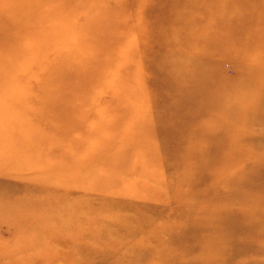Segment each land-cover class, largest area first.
<instances>
[{"label": "rangeland", "instance_id": "374dc122", "mask_svg": "<svg viewBox=\"0 0 264 264\" xmlns=\"http://www.w3.org/2000/svg\"><path fill=\"white\" fill-rule=\"evenodd\" d=\"M41 1L0 0V264H264V0Z\"/></svg>", "mask_w": 264, "mask_h": 264}, {"label": "bare ground", "instance_id": "6f19581e", "mask_svg": "<svg viewBox=\"0 0 264 264\" xmlns=\"http://www.w3.org/2000/svg\"><path fill=\"white\" fill-rule=\"evenodd\" d=\"M43 1V0H42ZM41 1V2H42ZM70 1L71 0H69L68 2H62L63 3V6H67L69 3H70ZM27 4V7H26V9H25V12H22V16H23V19H30V20H32V17H33V8H35L33 5H29L28 3H26ZM40 4V3H39ZM43 4V3H42ZM83 8H85L86 7V5L85 6H82ZM39 8H41V7H39ZM175 10V9H174ZM180 13H182V11L180 12ZM73 14H74V12H73ZM94 15V13L93 12H89L88 14H87V17H86V19L83 21V23H82V25H89L90 23H91V18H92V16ZM16 16V15H15ZM174 16V15H173ZM21 18V17H20ZM172 19H176L177 20V16H174ZM42 20H47L44 16H39V17H37L36 18V22H38V21H42ZM10 22V21H9ZM82 25L80 26V28L79 29H77V30H75V41L76 40H79V39H82V37H81V32L84 30V28L82 27ZM9 27H10V29L13 31V32H15V33H17V34H19L20 36H22V37H25V34H28V36H29V39H30V42H32L31 40H32V36H34V41H37V43L38 44H40L41 43V40H42V37H43V34H47L48 36H47V38L50 36V31H49V29L52 27L50 24H45L44 25V27H45V30L41 27V26H39V25H36V26H33V24H32V22H27V21H25V20H19L17 17H15V18H13L12 20H11V22L9 23ZM53 28H54V30H56V31H58V28L56 27V26H53L52 28H51V30H53ZM45 32V33H44ZM2 37V39L3 40H11V37H12V35H10V34H2L1 35ZM54 38H56L57 39V41H60V43H61V45H63L64 43H65V36L64 37H62V35H60V37H58V36H53ZM72 48H71V55H67V56H72V57H76V58H80L81 59V55H77L78 54V52H76V50H75V48L73 49V46H71ZM35 49H37V48H35ZM64 55H66V52H65V50L64 49H62V53H61V58H65V56ZM80 62H82L81 60H80ZM75 65V64H74ZM74 65H73V67H74ZM76 67L79 69V71L82 69L81 67H84L82 64H76ZM71 70H72V68H67V67H65V69H62V71H61V73H59V76L61 77V80H60V82L58 83V84H53V87H54V89H55V91H56V93H57V95H54L53 97H51V98H47V97H41V98H39L40 100H41V102L42 103H46L47 101L49 102V104L48 105H46V107H48V106H50L51 105V100L53 99V100H56V101H59V99L61 98V96L59 95V93L60 92H63V91H68L67 89H65L66 88V81L68 80L67 79V77H66V75L69 73V72H71ZM74 70V69H73ZM74 71H76V70H74ZM85 71H86V73H87V70H82L80 73L82 74L83 72L85 73ZM79 73V74H80ZM3 77V76H2ZM60 77H58V79L60 78ZM4 80V82L5 83H7V84H4V83H2V84H0V85H3V86H11V87H13V88H16L15 86H23V85H21V84H12V83H9L8 82V80L7 79H3ZM9 81H11V79H9ZM11 84V85H10ZM84 84V83H83ZM44 84H41V86H43ZM22 89H19V91H21ZM11 91H14V90H12L11 89ZM85 96H87V94H84ZM214 94L212 93V96H213ZM209 96H211V94H209ZM10 96H7V97H1V101H4V100H6L7 98H9ZM34 98H31L30 100H33ZM68 99H66V100H62V101H67ZM73 101H75V100H70V101H67V104H70L71 102H73ZM77 103V102H76ZM65 107H66V105L65 104H63ZM255 107H256V110H257V107H258V110H259V112H262L263 111V109H264V103H262V102H257V104L256 105H254ZM56 108H58V107H56ZM56 111H58V110H55L54 112H56ZM199 112L201 113L202 111H200L199 110ZM38 120H39V117H38ZM65 124V123H64ZM24 130H21V132H23ZM109 132V131H108ZM110 135H109V137L110 138H112V130L110 129ZM30 134L33 136V134L30 132ZM36 141H37V143H39L40 145H37V147H39V146H44L46 143H49L50 141L48 140V139H46V138H44V137H41L40 139H35ZM115 140V138H113V141ZM107 142V143H106ZM105 143H106V145L108 144V139H105V140H103V142L101 143V147H104L105 146ZM37 147H35V148H37ZM38 149V148H37ZM27 158L29 159V161H30V163H31V165H34L35 167H36V159H35V157H34V155L29 151L28 153H27ZM2 155L0 154V169H1V167H3V166H8V167H6V168H11V167H15L16 165H18L19 164V161H14V160H10V161H8L7 159H2ZM61 159L62 160H65V157L64 156H62L61 157ZM8 161V162H7ZM61 160H56V161H48L49 163H41V164H39L38 166H37V169H38V171L39 170H43V169H46V167L47 168H53V169H57V168H59L60 166H59V162H60ZM67 165H66V168H72L73 167V164H71L70 162H68V163H66ZM11 166V167H10ZM36 171V170H35ZM90 183V182H89ZM3 211V208H2V204L0 203V215H1V212Z\"/></svg>", "mask_w": 264, "mask_h": 264}]
</instances>
